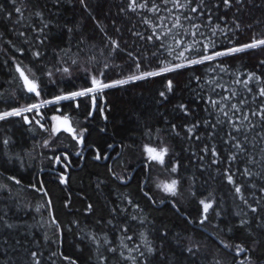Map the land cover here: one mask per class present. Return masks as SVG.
<instances>
[{"label":"trees","instance_id":"obj_1","mask_svg":"<svg viewBox=\"0 0 264 264\" xmlns=\"http://www.w3.org/2000/svg\"><path fill=\"white\" fill-rule=\"evenodd\" d=\"M130 2L84 0L82 5L80 0H25L21 4L17 0L14 5L12 0H0V113L90 87L91 76L99 77L100 72L105 82H112L159 70L161 62L181 63L173 56L185 46L199 49L186 54L192 59L206 54L204 45L211 54L264 39V0L242 4L233 0L231 7L223 0H179L183 7L174 0H137L147 7L135 11ZM16 7L22 8L23 18ZM194 7L197 12L191 11ZM37 11L48 23L42 33ZM111 41L119 48L113 50ZM37 51L39 57L33 55ZM262 60L264 48L249 49L105 89L98 94L102 114L94 112L86 120L81 145L59 132L45 150L48 127L40 118L33 119L35 112L24 114L31 123L23 116L0 120V215L15 225L0 227V259L26 264L28 254L36 251L40 264H133L121 257L123 252L135 256V264H240L242 260L248 264L246 256L251 264H264V227H258L264 224L260 191L264 170L248 163L250 156L259 159L256 134L264 131V122L251 116L264 106V97L258 95L264 88ZM136 62L141 64L139 70ZM17 67L38 85L39 96L25 90ZM169 80L171 92L166 91ZM211 101L218 103L213 106ZM180 104L187 107L188 115L180 111ZM233 104L239 111L231 108ZM72 111L85 118L89 109L79 102V110L74 111L71 100H66L40 110L41 119ZM244 115L257 127L248 128L245 121L247 131H234L231 122L240 126ZM197 123L189 134L187 127ZM230 134L241 143L248 136L246 151L231 164L230 156L237 150ZM205 145L215 147L219 163L213 164V157L201 151ZM152 147L168 149L163 165L148 162L145 149ZM97 152L100 160L95 159ZM172 167H178L177 172ZM245 167L259 175H242ZM226 170L241 186L248 204L258 209L256 213L227 182ZM63 176L65 184L60 182ZM154 178L178 180L177 194L154 190ZM33 184H42L47 195L35 191ZM201 200L213 203L204 224ZM242 219L248 221L243 228L238 226ZM145 241L151 242L154 253L146 251ZM236 245L248 251L237 255ZM137 247L144 257L135 251ZM102 256L107 259L102 261Z\"/></svg>","mask_w":264,"mask_h":264},{"label":"snow or ice","instance_id":"obj_2","mask_svg":"<svg viewBox=\"0 0 264 264\" xmlns=\"http://www.w3.org/2000/svg\"><path fill=\"white\" fill-rule=\"evenodd\" d=\"M16 2H17V0H12V3L14 5L16 4ZM56 2L59 3L60 0H56ZM189 2H190V0H189ZM232 2H233V0H223V4L226 7H231ZM20 3L24 4L25 0H20ZM80 3L82 5H84V0H80ZM174 3H175V5L177 7H183V5L179 4V0H174ZM235 3L242 4L243 0H235ZM85 7H86V5H85ZM137 7L143 8V7H147V5H146V3L145 4H137V0H131V2L129 4V8L132 11H135ZM2 10L3 9L0 8V11H2ZM14 10H15V12L18 14V16L20 18H23V10H22V8L16 7ZM191 11L192 12H197L198 8L194 7V8L191 9ZM9 15H11V14H9ZM34 15L36 17H38L41 20V22L43 23V26L39 29V31L41 33L44 32V30L48 27V23L47 22H43V13L40 12V11H37V12L34 13ZM17 22L19 23V20ZM71 31L72 30L69 29V32H71ZM20 35L23 36L24 33L21 32ZM157 38H159V37H157ZM45 39H46V37H45ZM149 39L151 40L152 37H149ZM41 43H43V41H41ZM111 43L114 45V49L113 50L119 48V44L116 41H111ZM211 47L214 48L215 44H212ZM257 48H264V39H258V40L257 39H253V41L251 43L244 44V45H242L240 47H232V48H230V49H228L226 51H216V52H212L211 54H207L208 50H209V46L208 45H204V49H205V53L206 54L202 55L199 58L190 59L189 56L186 55V54L187 53H191L193 51H199V49L195 48L194 46H185L182 51H180L179 53H177V54H175L173 56V60L183 61L181 63H174L173 64L171 61H168L167 63L161 62L163 64V66L159 67V70L143 72L140 75L132 74L127 79H119V80L112 81V82H105V80L103 79L104 72H100L99 73V77L96 76V75L91 76V86L90 87L84 88V89L79 90V91L71 92L68 95L57 96V97H55L54 100H52V101H44L43 103L44 104L58 103L61 100H75L78 97H90L93 106H95L96 95H93V94L102 93L105 89L117 87L119 85H124V84H127L129 82L136 81V80H142V79H146V78L154 77V76H161V75H164V74L170 73V72H177L180 69H183L185 67H191L193 65L204 64L206 61L210 62V61L216 60L219 57L233 55V54H236V53L244 52V51L249 50V49H257ZM173 52H174V50H173ZM169 54L172 55L171 52ZM33 55L36 56V57H39L41 55V53L39 51H37V52L33 53ZM128 55L131 56L132 54L128 53ZM154 55H155V53H154ZM73 63H75V61H73ZM260 63L264 64V60L260 61ZM104 67H105V69H107L108 65H105ZM135 67H136L137 70H139L141 68V64L139 62H136ZM17 71L20 72V76L23 78L24 86L27 88V91L31 92V93H34L35 95L39 96L40 93L37 90L38 85L34 81L30 80L28 78V76L25 75V73L19 67H17ZM58 71H59V69H58ZM63 71L67 73V72H69V69L68 68H64ZM49 75H51V73H49ZM255 79L258 80L259 78L255 77ZM244 83L246 85L247 81H245ZM172 88H173L172 81L169 80L168 83H167V86H166V91L167 92H171ZM258 95L261 96V97H264V88H260L259 89ZM160 96L165 98V99H167L165 91H161L160 92ZM225 99H228V98H225ZM211 103L213 104V106H215L218 102L217 101H211ZM40 106L41 105H39V104H32V105H29L27 107L16 108V109H13L11 111L0 113V120H4V119H6L7 117H10V116H23V119H24L25 122L31 123L32 121H30L29 118L26 115H23V114L27 113V112H33L34 110H38ZM78 106L79 105H77V107ZM178 107H179L180 111L183 112L185 115L189 114L188 113V109H187V107L184 104H180V105H178ZM231 108L235 109L236 111H239V108L235 104L231 105ZM220 111L222 112V114L224 116H228V113L225 112L223 110V108H221ZM38 114L39 113L37 111V115ZM251 116L252 117H259V121L260 122H264V106H262L259 109V111L251 112ZM33 119H35V117H33ZM52 119L58 120V121L61 120L60 117H53ZM229 120L231 122V117H229ZM245 121L247 122L248 128H256L257 127V124H254L252 122V120L250 119L249 115H244L242 120H240V126H238L236 122H231L233 130L236 131V132H240L242 130L247 131V129H243V125H244ZM37 123H39V121H37ZM61 123L64 124V125H67L68 124V117H66V116L63 117ZM204 123H205V126H208V122L207 121H205ZM198 126H199V124L197 123V124H193L190 127H187V132L189 134H193L195 132V129ZM261 126L264 127V125H261ZM41 127H43V125H41ZM211 127L215 128V125H211ZM173 128H175V125H173ZM66 130L69 131V132L73 131V129H71L70 127H68ZM54 131H59V128L55 129ZM178 134L179 133H177V135ZM256 135L259 137V139L256 141V144L261 145L259 147V159H256V158L250 156V158L248 160V163L252 164V165H259V166H261V169L264 170V131L258 132ZM230 136H231V134H230ZM74 138H76V137L74 136ZM191 138H192V136L190 135L189 139H191ZM195 139L196 140H200L201 137L200 136H195ZM231 139L233 141H236L232 146L237 151H236V154H233V155L230 156L229 164H231V162H233V161H235L237 159V154L238 153H244L246 151V149L244 147V143L248 142V136L245 135L244 143H241L240 141H238L235 136H231ZM253 139H255V137ZM79 142L83 143L82 134H80ZM3 144L7 145L8 141L4 140ZM253 147H256V145L254 144ZM145 151L148 153V157H149L150 161L163 165L164 164V157L167 154L168 149L167 148H161L159 151H157V149H154V148H146ZM201 151L205 155L210 154L213 157V159L211 161L213 164H216V163L220 162L217 159L219 154H218L217 150L215 149V147H211L210 148L208 145H205L204 148L201 149ZM95 159H97V160L101 159V156H100L99 152H97V154L95 156ZM200 159L203 160L204 156H201ZM55 160H56V163H60L61 162L60 157H56ZM177 170H178V167H172L171 168L172 172H177ZM254 174L259 175V173L251 172L248 167H245L244 171L242 173V175H245V176H252ZM9 179L15 180V177H10ZM66 179H67L66 177H61L60 178V182L61 183H66ZM117 179H120V177L117 176ZM226 179H227V182L229 184L234 185L235 192L240 196V199L246 205H248L249 210L252 213H256L258 211V209L256 207H253L252 205L248 204V201L242 195L241 186L239 184H237L236 181L233 179V174H228L227 173V170H226ZM15 183L19 184L20 181L19 180H15ZM177 186H178V180L173 179L170 184L169 183L158 184L157 188H160L163 192H165L167 194L175 196L177 194ZM253 187H255V185H253ZM32 188L35 191L44 192V194L47 195V192L44 191V188H43L42 184L40 185V187H37L36 184H33ZM0 190H2V189H0ZM260 191L264 192V188H261ZM129 203H131V202L129 201ZM257 203H258V201H257ZM200 204L202 206V214H201L202 218L200 220V223L204 224L205 221H207V219H208V215L207 214L213 208V203L210 202V201L201 200ZM90 209H91V205H89V210ZM237 215H239V214H237ZM52 223H56L55 220H53ZM247 223H248L247 220L242 219V220H240L238 226L243 228ZM0 227L7 228V229H12V228L15 227V225H13L12 223L7 222L5 220V218H4V216L0 215ZM258 227H264V224H260V225H258ZM125 231H127V229H125ZM93 239H95V238L93 237ZM127 239L131 240L132 237H127ZM4 243H7V241H5ZM20 243L21 242L19 240L16 241L17 245H19ZM105 243H107V241H105ZM224 246L226 248L229 247L228 245H224ZM124 247H127V245H124ZM145 247H146V251L149 254L154 253L155 249L152 247L151 242L145 241ZM108 251L116 252V249L115 248H110V249H108ZM135 251H137L141 257H144V255H145L144 252H140L138 247L135 249ZM187 251L192 253L193 252V248L189 247V248H187ZM247 251L248 250L245 249L243 246L236 245V254L237 255H239L240 253H246ZM28 255L30 257V260H28L26 262V264H40L39 254L36 251L30 252ZM53 255H55V253H53ZM120 255L124 259L132 260L133 264H135V261H136V257L135 256H132V255L124 256L123 252H121ZM64 259L65 260H70L69 257H64ZM106 259H107L106 257H103V256L101 257L102 261H105ZM245 259L248 261V264H251L250 257L246 256ZM0 264H9V259H0ZM70 264H75V261H70ZM217 264H219V262H217ZM240 264H245V261L242 260L240 262Z\"/></svg>","mask_w":264,"mask_h":264},{"label":"rangeland","instance_id":"obj_3","mask_svg":"<svg viewBox=\"0 0 264 264\" xmlns=\"http://www.w3.org/2000/svg\"><path fill=\"white\" fill-rule=\"evenodd\" d=\"M61 101H66V100H61ZM39 105H41L40 107H39V109L38 110H34L33 112H35V118L37 117V120H39V118H40V120L39 121H42V122H44L43 124H44V126L47 128L48 127V134H47V139H46V141L44 142V144H43V147H44V149L46 150V148H48V146H50V145H52V144H54V142H55V138H56V136L59 134V132H64L65 131V129H66V126L64 125V124H62L61 123V121H62V119H63V117L64 116H62V117H60V116H58V115H53V116H51V117H49V118H42L41 119V115H42V113L40 112V110H41V108L42 107H44V106H46V105H49V104H42V103H40ZM37 111H38V115H37ZM24 114H26V113H24ZM23 114V115H24ZM44 117V116H43ZM53 117H60L61 118V120L60 121H58V120H54V119H52ZM70 123H71V125H72V127H74L73 129H74V131L70 134L71 135V137L73 138V139H75L76 140V142H77V144H80L81 145V143L79 142V138H80V134H82L83 133V131H82V129L81 128H79V127H77V126H73V123H72V121H70ZM71 125H69V126H71ZM57 128H59V131H54L55 129H57ZM74 136L76 137V138H74ZM146 156H147V158H149L148 157V153H146ZM164 183H171V181H169V182H165V181H162V180H160L159 178L157 179V178H154L153 179V185H154V190H156V191H159V192H161V193H163V194H165V195H170V194H167V193H165V192H163L160 188H157V185L158 184H164ZM170 196H172V195H170Z\"/></svg>","mask_w":264,"mask_h":264},{"label":"flooded vegetation","instance_id":"obj_4","mask_svg":"<svg viewBox=\"0 0 264 264\" xmlns=\"http://www.w3.org/2000/svg\"><path fill=\"white\" fill-rule=\"evenodd\" d=\"M93 95H96L95 106H93L90 97H78L75 100H71V102H72V108H73L74 111H78L79 110V106L77 107V105H79V102H82L84 105L87 103V106H88L89 111H88L87 117H85V118H84V116L82 114H77L76 112H73V111H72V114L69 113V114L64 115V117L65 116L68 117V124L65 125L66 126V129L68 127H70L71 129L74 128V127H72L70 121H72L73 126H77V127L81 128V129H84L86 120L91 119V117H92V115H93L94 112L99 113L100 115L102 114V107H101L100 97H99L98 94H93ZM76 116L79 117L80 120L79 119H76L75 118ZM60 117H62V116H60ZM69 125H71V126H69ZM42 129H44V127H42ZM66 129H65L64 132L66 134H68V135H70L74 131V129H73L72 132H69V131L67 132ZM83 133H84V131H83ZM83 133H82V136H83ZM56 169L58 170L59 168L56 167Z\"/></svg>","mask_w":264,"mask_h":264},{"label":"water","instance_id":"obj_5","mask_svg":"<svg viewBox=\"0 0 264 264\" xmlns=\"http://www.w3.org/2000/svg\"><path fill=\"white\" fill-rule=\"evenodd\" d=\"M19 75H20V73H19ZM20 78H21V80H22V82H23V85H24V81H23V78L20 76ZM24 88H25V90L27 91V88L24 86ZM28 92V91H27ZM28 93H31V92H28ZM68 132V131H67ZM148 162H151L150 160L148 161ZM199 205H201L200 204V202H199ZM202 209V208H201Z\"/></svg>","mask_w":264,"mask_h":264},{"label":"bare ground","instance_id":"obj_6","mask_svg":"<svg viewBox=\"0 0 264 264\" xmlns=\"http://www.w3.org/2000/svg\"><path fill=\"white\" fill-rule=\"evenodd\" d=\"M152 148H153V147H152ZM152 163H153V162H152ZM150 164H151V163H150ZM143 166H144V165H143ZM149 173H150V172H149ZM159 173H160V171H159ZM159 175H160V174H159ZM159 175H158V176H159ZM64 177H66V176H64ZM159 178H160V177H159ZM63 184H65V183H63ZM201 207H202V206H201ZM128 264H129V263H128Z\"/></svg>","mask_w":264,"mask_h":264}]
</instances>
